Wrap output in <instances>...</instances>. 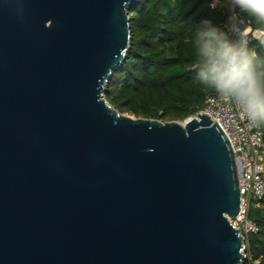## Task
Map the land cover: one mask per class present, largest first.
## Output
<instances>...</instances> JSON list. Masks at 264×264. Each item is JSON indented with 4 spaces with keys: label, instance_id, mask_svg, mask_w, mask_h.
<instances>
[{
    "label": "water",
    "instance_id": "obj_1",
    "mask_svg": "<svg viewBox=\"0 0 264 264\" xmlns=\"http://www.w3.org/2000/svg\"><path fill=\"white\" fill-rule=\"evenodd\" d=\"M138 1L0 0V264H242L218 123L104 96Z\"/></svg>",
    "mask_w": 264,
    "mask_h": 264
},
{
    "label": "trees",
    "instance_id": "obj_2",
    "mask_svg": "<svg viewBox=\"0 0 264 264\" xmlns=\"http://www.w3.org/2000/svg\"><path fill=\"white\" fill-rule=\"evenodd\" d=\"M211 0H142L128 9L131 39L125 58L107 80L105 98L120 111L183 120L197 112L207 92L198 79L195 41L202 21L225 28L226 9ZM252 27L255 22L236 8ZM235 39V37H233ZM252 38L258 70L264 71V43ZM264 137V123H260ZM247 216L257 225L247 234L242 264H264V205H250Z\"/></svg>",
    "mask_w": 264,
    "mask_h": 264
},
{
    "label": "clouds",
    "instance_id": "obj_3",
    "mask_svg": "<svg viewBox=\"0 0 264 264\" xmlns=\"http://www.w3.org/2000/svg\"><path fill=\"white\" fill-rule=\"evenodd\" d=\"M227 3L251 17L257 25L258 38L264 37V0ZM201 23L195 41L198 79L233 102L250 121L264 123V71L258 70L256 52L248 47L249 29H241L238 18L233 17L225 28L210 19Z\"/></svg>",
    "mask_w": 264,
    "mask_h": 264
},
{
    "label": "built area",
    "instance_id": "obj_4",
    "mask_svg": "<svg viewBox=\"0 0 264 264\" xmlns=\"http://www.w3.org/2000/svg\"><path fill=\"white\" fill-rule=\"evenodd\" d=\"M211 6L220 4L226 9L225 27L229 18H238L241 29H249L248 43L252 38H258L257 27H252L236 9L229 7L227 0H211ZM264 39V37H260ZM206 113L216 121L228 138L234 152L238 172L241 209L232 218L233 224L241 228L244 235V247L247 234L258 230L257 223L247 216L250 205H264V137L260 123L256 124L238 109L233 102L219 96L214 90L204 96L202 107L197 111ZM195 112L194 114H196ZM193 115V114H192ZM244 257L246 252L244 250ZM259 259H252V264H258Z\"/></svg>",
    "mask_w": 264,
    "mask_h": 264
},
{
    "label": "rangeland",
    "instance_id": "obj_5",
    "mask_svg": "<svg viewBox=\"0 0 264 264\" xmlns=\"http://www.w3.org/2000/svg\"><path fill=\"white\" fill-rule=\"evenodd\" d=\"M126 113H128V114H131V115H134V114H132V113H130V112H128V111H125ZM135 116V115H134Z\"/></svg>",
    "mask_w": 264,
    "mask_h": 264
}]
</instances>
